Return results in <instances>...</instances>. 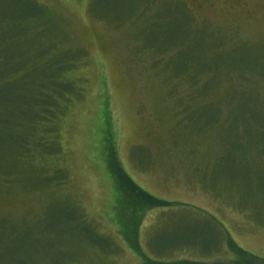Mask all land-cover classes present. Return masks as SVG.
<instances>
[{
    "label": "rangeland",
    "instance_id": "obj_1",
    "mask_svg": "<svg viewBox=\"0 0 264 264\" xmlns=\"http://www.w3.org/2000/svg\"><path fill=\"white\" fill-rule=\"evenodd\" d=\"M35 1L77 93L0 181V264H264V0Z\"/></svg>",
    "mask_w": 264,
    "mask_h": 264
},
{
    "label": "trees",
    "instance_id": "obj_2",
    "mask_svg": "<svg viewBox=\"0 0 264 264\" xmlns=\"http://www.w3.org/2000/svg\"><path fill=\"white\" fill-rule=\"evenodd\" d=\"M181 6L178 13L189 19L188 8ZM56 27L46 9L35 0H0V181L3 184L20 183L23 175H48L47 168L35 167L36 159L54 157L59 151L57 122L77 93L70 78L77 55L57 50L60 36ZM186 36L184 42L190 39ZM259 123L264 128V117ZM53 173L63 180L62 175H57L59 171ZM30 182L37 185L39 179L32 178ZM164 204L156 199L151 203Z\"/></svg>",
    "mask_w": 264,
    "mask_h": 264
},
{
    "label": "crops",
    "instance_id": "obj_3",
    "mask_svg": "<svg viewBox=\"0 0 264 264\" xmlns=\"http://www.w3.org/2000/svg\"><path fill=\"white\" fill-rule=\"evenodd\" d=\"M164 205H168L167 204V202H166V204H164ZM231 214H233V213H231ZM233 216H234V221H235V212H234V214H233ZM242 218H243V221L245 222V217L244 216H242ZM144 221V224L143 225H140V223H139V225H137V228L139 229V232H138V237L140 238V240L141 241H143L144 240V237L141 235V229H143V231H145L146 232V229L147 230H149L151 227H153V224H154V219L152 218V217H144V215H143V217L141 218V221ZM150 232V231H149ZM149 232H148V236H150V234H149ZM147 233V232H146ZM138 238V239H139ZM229 239H231V237L229 236ZM146 241L148 242V244H149V242H150V239H148V238H146ZM230 243L232 244V242L230 241ZM182 255H184V254H182ZM185 256H188V254L186 253L185 254Z\"/></svg>",
    "mask_w": 264,
    "mask_h": 264
}]
</instances>
